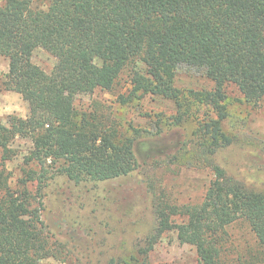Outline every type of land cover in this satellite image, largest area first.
<instances>
[{
    "label": "trees",
    "instance_id": "trees-1",
    "mask_svg": "<svg viewBox=\"0 0 264 264\" xmlns=\"http://www.w3.org/2000/svg\"><path fill=\"white\" fill-rule=\"evenodd\" d=\"M33 1L0 0V55L9 60L4 84L30 105L27 117L0 120V264H42L65 246L53 239L43 216L49 167L75 183L142 168L153 226L143 244L120 258L124 264H149L150 251L172 230L195 246L197 264H264V186L235 177L216 159L220 149L241 139L224 125L227 87L234 85L251 103L264 99V0H49L45 8H34ZM38 47L57 58L51 72L33 61ZM183 65L204 70L214 86L178 87ZM126 70L131 88L119 103L160 96L176 103L171 125L190 118L197 123L193 141L184 140L152 165L141 164L136 154L141 129L125 132L99 100L76 105L79 94L113 89ZM17 137L30 138L32 148L12 187L5 164L15 155ZM257 147L251 153L258 176L264 175L263 141ZM187 154L192 158L186 165L207 166L214 177L201 202L171 204L150 169L184 162ZM238 220L248 223L257 248L232 257L228 227Z\"/></svg>",
    "mask_w": 264,
    "mask_h": 264
},
{
    "label": "rangeland",
    "instance_id": "rangeland-1",
    "mask_svg": "<svg viewBox=\"0 0 264 264\" xmlns=\"http://www.w3.org/2000/svg\"><path fill=\"white\" fill-rule=\"evenodd\" d=\"M48 2L34 0L33 7L45 8ZM32 59L47 72H51L57 62V58L42 47L35 49ZM8 69V58L0 55V120L5 123L11 115L25 118L30 114L29 102L20 93L5 87ZM176 85L182 89L202 90L211 89L214 82L204 70L183 65L178 69ZM130 88L126 70L113 89L79 94L76 105L86 108L94 100H99L110 106L112 116L125 132L131 134L132 127L141 129L143 134L135 142L141 164L152 165L154 160L176 152L184 140L191 142L197 123L190 118L185 125H171L177 112L173 100L146 94L128 104L119 103V95L128 94ZM227 95L229 117L224 125L229 133L239 132L237 136L241 135V139L231 147L220 149L216 159L235 177L264 186V175L254 174L256 161L251 153L253 149H258L261 141L264 143V99L258 103L248 102L234 85L227 87ZM158 124L162 125V131H159ZM12 148L15 155L5 166L12 173L11 186L17 187L32 141L27 137H17L12 142ZM190 158L191 155L187 154L182 159L184 162L155 168L151 166L158 191L165 194V199L171 204L201 202L214 177L207 166L186 165ZM48 169L43 216L53 239L66 247L58 248L57 255L44 258L42 264H77L78 260L85 264H113L112 259L120 262L126 253L144 243L153 226V213L144 177L146 174L142 168L112 180L80 183L55 173L52 167ZM30 188L37 191V183H31ZM184 219L177 216L178 222ZM228 233L230 256L257 248L256 237L246 221L238 220L231 224ZM197 260L195 246L182 243L175 230L164 233L149 253V264H197Z\"/></svg>",
    "mask_w": 264,
    "mask_h": 264
}]
</instances>
